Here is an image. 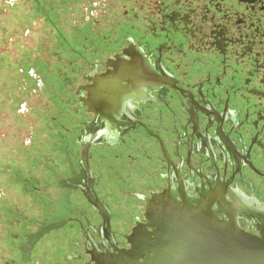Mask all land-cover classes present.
<instances>
[{
    "label": "flooded vegetation",
    "instance_id": "af4514ba",
    "mask_svg": "<svg viewBox=\"0 0 264 264\" xmlns=\"http://www.w3.org/2000/svg\"><path fill=\"white\" fill-rule=\"evenodd\" d=\"M3 1L12 6L18 0ZM58 1L59 23L48 4L33 0L32 11L16 24L28 27L38 14L58 33L57 63L72 76L64 72L60 95L68 93L90 115L84 126L90 144L111 149L119 139L125 153L115 167L109 150L102 154L99 148L97 161L109 173L116 168L119 176L133 180L157 168L153 175L165 181L147 188L153 204L144 198L141 219L131 223L127 234L97 231L103 243L90 244L94 258L130 249L126 236L132 229L155 230L175 209L174 201L182 199L187 209L203 203L219 219L261 236L264 0ZM21 66L28 76L37 75L27 64ZM247 128L249 138L243 132ZM141 139L154 146L141 145Z\"/></svg>",
    "mask_w": 264,
    "mask_h": 264
},
{
    "label": "rangeland",
    "instance_id": "374dc122",
    "mask_svg": "<svg viewBox=\"0 0 264 264\" xmlns=\"http://www.w3.org/2000/svg\"><path fill=\"white\" fill-rule=\"evenodd\" d=\"M32 3L18 0L11 6L0 0V264H35L36 260L40 264H86L90 256L84 246L89 250L91 245L100 247L103 229L101 216L78 189L87 190L90 185L108 210L114 234H127L137 219L151 173L138 180L119 176L116 168L109 173L96 158L101 147L90 144L92 178L88 176L79 146L83 138L91 141V133L84 128L91 117L67 92L64 98L60 95L64 72L72 76L57 63L54 51L58 47L53 46L58 45V33L38 14L30 28L16 24L22 22L20 15L32 11ZM40 3L50 6L48 13L59 23V1ZM24 64L37 75L28 76ZM71 88L73 84L67 90ZM123 138L121 134L120 141ZM116 143L111 149L101 148L102 154L109 150L107 156L115 167L125 157L119 139ZM140 144L154 146L149 139H141ZM86 175L91 179L89 185ZM114 238L119 241L118 235ZM67 254L73 258L68 260Z\"/></svg>",
    "mask_w": 264,
    "mask_h": 264
},
{
    "label": "water",
    "instance_id": "95a60500",
    "mask_svg": "<svg viewBox=\"0 0 264 264\" xmlns=\"http://www.w3.org/2000/svg\"><path fill=\"white\" fill-rule=\"evenodd\" d=\"M243 132L247 138L252 135L248 128ZM159 142L162 145L160 139ZM89 147L90 142L86 140L82 144L80 156L82 166L88 174ZM162 183L165 181L150 174L143 196V200L146 197L148 206L153 203L147 188H156ZM82 192L101 216L102 229L110 233L109 214L104 204L92 192L90 185ZM143 200L141 206L144 204ZM174 204L176 210L167 211L164 214L167 217L155 230L136 232L132 229V233L126 236L131 244L130 249L125 252L117 249L116 254H105L106 257L100 258V261L94 258V250H90V259L86 264H107L113 258L119 264H264V230L261 229V236L246 232L233 222L219 219L203 203L190 209H187L184 199L174 201ZM141 206L137 219L142 216ZM169 207L171 206L168 205ZM142 258L143 262L140 261Z\"/></svg>",
    "mask_w": 264,
    "mask_h": 264
},
{
    "label": "crops",
    "instance_id": "0c3cea01",
    "mask_svg": "<svg viewBox=\"0 0 264 264\" xmlns=\"http://www.w3.org/2000/svg\"><path fill=\"white\" fill-rule=\"evenodd\" d=\"M66 258H68V260H71L73 257L70 256V254H67Z\"/></svg>",
    "mask_w": 264,
    "mask_h": 264
}]
</instances>
